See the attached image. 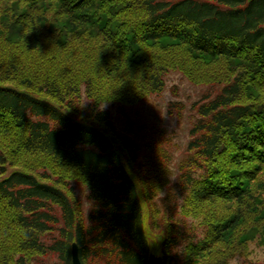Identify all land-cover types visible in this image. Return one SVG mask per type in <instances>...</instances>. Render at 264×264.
<instances>
[{
  "label": "trees",
  "instance_id": "1",
  "mask_svg": "<svg viewBox=\"0 0 264 264\" xmlns=\"http://www.w3.org/2000/svg\"><path fill=\"white\" fill-rule=\"evenodd\" d=\"M5 1L0 0V4ZM14 1L37 10L38 15L44 7L56 6L80 24L95 26L97 22L92 15L99 13L98 8L104 4V0ZM123 1L126 4L118 8L117 16L131 19L125 25L135 28L126 33L129 36L121 40L97 27L111 45L119 46L113 53L117 70L120 61L134 58L137 65L145 68L144 88L151 93L163 91L167 68L160 59H150L141 51L149 44L177 42L206 63L229 60L247 68L239 71L214 97L205 95L193 107L198 117L186 147L189 157L182 163L183 173L173 190L178 189V196L188 193L192 201L197 200L193 206H199L196 212L204 214L201 224L206 230L198 238L184 224H173L163 234L160 249L164 264H189L194 255L212 253L220 244L236 239L255 212L246 198L257 170L261 172L264 165V101H242L247 94L254 97L257 91H264V0ZM29 16L28 21L22 19L23 25L31 31L29 47L36 49L40 17ZM11 24L18 26L21 22L17 18L13 23L8 22L5 29ZM1 46L5 48L3 43ZM188 67L191 72L192 68ZM21 72L20 65L13 63L3 81L16 80L18 76L20 86L34 88V81L26 75L20 77ZM47 85L51 87L47 92L57 97L60 87ZM59 101L61 105L0 81V133L12 136L22 131L21 148L25 152L44 154L59 165L75 168L90 186L91 208L86 210V203L74 189L71 197L31 173L16 170L8 174L10 160L0 149V176H4L0 180V215L7 210L14 213L16 224L24 232L27 250L55 254L63 264H72L73 243L79 246L83 264L97 260H104L106 264H147L152 249L138 186L152 174L161 175L158 161L146 159L137 166L140 148L119 135L111 113L100 110L97 102L82 109L77 102L66 101L62 95ZM120 114L125 118L126 132L131 131L132 123L126 111ZM156 136L160 135L156 133ZM158 144L152 138L147 149L152 155L162 157L165 152ZM227 146H237L243 155L227 158ZM122 151L127 155L126 161ZM247 163H254L256 167L242 177L239 171ZM204 164L206 174L198 175ZM203 186L206 187L203 189ZM174 199L179 200L177 196ZM216 200L236 201L238 208L231 216H216L215 221L206 204ZM168 204L172 205V201ZM168 204L164 216H173L177 208ZM150 219L154 217L151 215ZM54 232L57 236L48 242L43 239ZM246 243L240 241L237 247L229 243L227 248L238 252L246 248ZM18 264H23V259Z\"/></svg>",
  "mask_w": 264,
  "mask_h": 264
},
{
  "label": "rangeland",
  "instance_id": "2",
  "mask_svg": "<svg viewBox=\"0 0 264 264\" xmlns=\"http://www.w3.org/2000/svg\"><path fill=\"white\" fill-rule=\"evenodd\" d=\"M123 4H126L123 0H119V3L117 0H104L102 8H98L100 12L92 15L97 26L107 30L110 36H118L121 40L129 36L126 34L129 30L135 29L125 26L131 19L117 16L118 8L124 6ZM30 14L40 17L39 44L36 49L29 47L31 31L28 26L23 25L22 20L25 18L28 21ZM0 17V22H5L2 26L0 23V81L3 85L19 87L22 91H28L58 105L62 103L59 101L60 95L66 101L77 102L82 109L97 102L100 110H108L111 113L119 135H123L140 148L137 166L146 159L155 158L158 161L161 175L152 174L138 186L152 254L162 257L160 249L163 234L168 233L173 224L182 223L190 232L198 235V238L202 237L206 230L201 224L204 214L196 212L199 206L194 207L193 204H197V200L192 201L191 194L188 193L178 196V189L173 190L180 182L182 163L189 157L186 147L191 139L190 130L198 117L193 107L194 104L200 103L205 95L214 97L227 82L230 83L236 78L239 71H247V68L229 60L206 63L205 59L191 54L177 42L149 44L141 51L150 59H160L162 65L167 68L164 73L163 91L153 94L144 88L145 68L137 65L134 58L120 61V69L117 70V60L113 53L118 44L111 45L97 26L82 25L51 5L44 7L38 15L37 10L34 11L14 0H6L0 4ZM17 18L21 22L20 25L11 24L5 29L8 22L13 23ZM135 22L141 24L136 20ZM139 29L142 30L143 26ZM13 63L20 65V77L26 75L34 81V88L20 86L17 82L18 76L16 80L3 81L6 71ZM188 65L192 68V73ZM218 81L225 82L214 84ZM47 84L60 87L57 97L47 92L51 89ZM257 92L258 95L254 97L247 94L242 103L264 101V91ZM121 111H126L132 123V130L129 132H126L125 118H121ZM155 132L160 136H156ZM14 134L5 136L0 133V149L10 160L8 174L16 170L31 173L43 182L62 189L71 197V189H74L76 195L86 203L88 211L91 208L88 202L90 186L85 178L75 168L59 165L44 154L25 152L21 148L22 131ZM152 138L159 143L158 147L164 150V156L159 157L156 153L154 156L147 149V143L151 142ZM225 151H228L229 159L242 154L237 146H227ZM123 155L126 161L127 155L124 152ZM227 158L224 160H228ZM203 167L198 175L206 174L207 165L204 164ZM255 167L254 163H247L239 173L246 177ZM3 178L4 176H0V180ZM254 178L250 183V193L246 201L255 212L239 230L236 239H229L224 245L220 244L212 253L194 255L189 264H264V165L261 172L257 170ZM137 179L140 181L138 177ZM204 187L206 186H203V189ZM175 196L179 198L178 201L174 199ZM169 200L172 205L168 204ZM167 204L177 208L173 216H164ZM206 205L209 207L210 216L215 218L231 216L238 208L236 201L216 200ZM151 215L154 219H150ZM154 224L155 227L150 226ZM52 236H57V233L45 235L43 239L48 242ZM23 240L24 232L16 224L14 213L10 210L3 211L0 215V264H18L20 259H23V264H63L55 254H39L27 250ZM244 240L247 242L244 244L246 248L239 249L238 252L227 248L229 243H234L237 247L239 242ZM90 264L106 262L97 260Z\"/></svg>",
  "mask_w": 264,
  "mask_h": 264
},
{
  "label": "water",
  "instance_id": "3",
  "mask_svg": "<svg viewBox=\"0 0 264 264\" xmlns=\"http://www.w3.org/2000/svg\"><path fill=\"white\" fill-rule=\"evenodd\" d=\"M72 264H83L80 258V249L77 243L72 245ZM147 264H164L163 257L151 254L148 258Z\"/></svg>",
  "mask_w": 264,
  "mask_h": 264
}]
</instances>
